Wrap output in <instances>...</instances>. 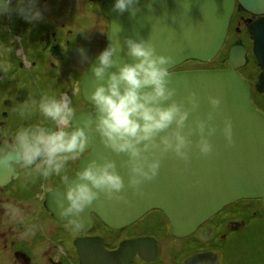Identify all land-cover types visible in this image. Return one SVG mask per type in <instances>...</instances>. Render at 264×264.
<instances>
[{
    "label": "water",
    "instance_id": "obj_1",
    "mask_svg": "<svg viewBox=\"0 0 264 264\" xmlns=\"http://www.w3.org/2000/svg\"><path fill=\"white\" fill-rule=\"evenodd\" d=\"M237 2L258 17L247 21L261 65L256 87L264 92V0L103 1L106 49L82 82L95 114L72 117L75 147L87 154L47 193L54 217L84 234L93 214L119 229L160 209L172 234L186 236L237 200L263 199L264 207V112L237 70L246 47H230L227 68L172 70L219 53ZM76 48V62L87 63L90 46ZM9 158L16 156L0 166ZM74 243L82 264H130L137 251L156 254L145 237L123 240L113 251L101 236Z\"/></svg>",
    "mask_w": 264,
    "mask_h": 264
},
{
    "label": "flooded vegetation",
    "instance_id": "obj_2",
    "mask_svg": "<svg viewBox=\"0 0 264 264\" xmlns=\"http://www.w3.org/2000/svg\"><path fill=\"white\" fill-rule=\"evenodd\" d=\"M97 1L92 2L90 12H94ZM250 18L258 17L237 2L229 32L244 36ZM27 20L22 22L29 31L43 30L37 32L32 44H38L41 57L37 59L26 50L24 59L20 55L9 69H0V161L8 154L16 156L5 162L7 166H0V264H80L72 240L85 236L103 237L109 251L116 250L123 240L150 238L156 254L142 256L137 251L130 264H216L217 260L218 264H234L236 250L229 241L233 237L237 243L248 234L260 241L254 256L264 264L263 199L239 200L244 204L239 209L244 212L236 214L238 209L226 207L181 237L172 234L171 222L160 209H152L119 229L109 227L93 214V225L84 234L74 223L61 222L46 209L47 193L72 176L87 154L75 147L72 117L85 111L94 113L95 106L82 96L81 81L99 54H95L99 46L85 39L89 38L85 34L66 28L64 22L61 26L57 21L36 22L32 15ZM80 45L91 48L90 60L85 64L77 63L72 55L73 47ZM54 47L58 48L56 54ZM224 67L226 62L204 68ZM150 215L155 216V225H162V231H145L144 223ZM201 232L204 238L199 236Z\"/></svg>",
    "mask_w": 264,
    "mask_h": 264
},
{
    "label": "rangeland",
    "instance_id": "obj_3",
    "mask_svg": "<svg viewBox=\"0 0 264 264\" xmlns=\"http://www.w3.org/2000/svg\"><path fill=\"white\" fill-rule=\"evenodd\" d=\"M103 1L104 0H98L96 2L97 4L93 6L94 12H90L89 10H91V4L94 0H0V37L6 33L7 35L13 36V40L10 44L4 43L3 41L0 42V59L2 60L0 62V69H9L10 66H12L10 64L13 63V60H18L20 55L22 59H24L26 50L33 53L37 59L41 57L38 44H32L37 37V32H42L43 30L35 28L33 31H29L21 19L22 17L24 20H27L31 15L36 22H45L46 20L57 21L58 26H61V22H64L66 28L70 27V29L80 34H85L89 37L85 38L87 40L96 41L99 46L97 47L99 52L95 54H101L106 49L109 31V18L102 13ZM232 29L235 28L232 27ZM226 43V50L211 64L190 60L178 66L176 69H200L204 67L222 66L226 61L230 46L236 43L244 44L248 48L247 62L240 69V72L244 78L253 84V100L260 109L264 110V93L259 92L255 87L258 83L261 66L258 58L253 52V37L248 30L244 33V36H237L230 31ZM18 63H20V60ZM62 99L65 100V97H62ZM248 202L249 201H245V204H248ZM231 205L233 207L230 210L238 209L235 212L236 214L244 212L243 209H239L243 207V202H239L238 200V202ZM226 207H230V205L225 206L217 214H221ZM227 211L228 210L225 212ZM155 224V216H148L144 223L145 231L148 229H150L149 231L151 232L163 230L161 224ZM248 236L249 237L246 239L239 238L240 240H238L237 243L235 238L232 237L230 239L229 243L232 245L233 249L236 250L232 256V258H235L232 263L260 264L261 258H255L254 256V250L259 248L260 241H254V236L251 234H248ZM73 240L72 243L74 244ZM117 242H119V239L115 243L117 244ZM69 244L71 245V242H69ZM59 247L63 246L60 245ZM162 261L163 259L160 262Z\"/></svg>",
    "mask_w": 264,
    "mask_h": 264
},
{
    "label": "clouds",
    "instance_id": "obj_4",
    "mask_svg": "<svg viewBox=\"0 0 264 264\" xmlns=\"http://www.w3.org/2000/svg\"><path fill=\"white\" fill-rule=\"evenodd\" d=\"M103 13V12H102ZM104 15V14H103ZM249 31V30H248ZM250 32V31H249ZM251 33V32H250ZM236 44H239V43H236ZM233 45H235V44H233ZM242 45H244V44H242ZM232 46V45H231ZM230 46V47H231ZM244 46H246V45H244ZM226 48H227V46L218 54V56H217V58L226 50ZM230 49V48H229ZM98 55H100V54H98ZM228 57H229V50H228V53H227V56H226V65H227V67L229 66L228 65V63H227V59H228ZM216 58V59H217ZM187 61H190V60H187ZM186 61V62H187ZM195 61V60H194ZM185 63V62H184ZM183 64V63H182ZM182 64H180V65H182ZM179 65V66H180ZM178 66H176V68H177ZM227 67H224V68H227ZM242 67H239L237 70L240 72V69H241ZM88 69V68H87ZM200 69H209V68H200ZM218 69V68H217ZM87 71V70H86ZM241 73V72H240ZM241 75H242V73H241ZM83 77H84V75H83ZM83 77H82V81H81V86H82V82H83ZM242 77L244 78V76L242 75ZM259 78V77H258ZM245 80H247L246 78H244ZM248 81V80H247ZM249 82V81H248ZM250 83V82H249ZM250 85L252 86L253 84L252 83H250ZM82 96H83V94H82ZM84 98V97H83ZM85 99V98H84ZM255 103V102H254ZM255 105H256V103H255ZM76 248H77V246H76ZM78 249V248H77ZM78 253H79V251H78Z\"/></svg>",
    "mask_w": 264,
    "mask_h": 264
},
{
    "label": "trees",
    "instance_id": "obj_5",
    "mask_svg": "<svg viewBox=\"0 0 264 264\" xmlns=\"http://www.w3.org/2000/svg\"><path fill=\"white\" fill-rule=\"evenodd\" d=\"M18 11H20V10H18ZM21 19H22L23 21H25L22 17H21ZM12 40H13V36L7 35V33L1 35V37H0V42L3 41L4 43H8V44H10ZM14 42L16 43L15 40H14Z\"/></svg>",
    "mask_w": 264,
    "mask_h": 264
},
{
    "label": "bare ground",
    "instance_id": "obj_6",
    "mask_svg": "<svg viewBox=\"0 0 264 264\" xmlns=\"http://www.w3.org/2000/svg\"><path fill=\"white\" fill-rule=\"evenodd\" d=\"M76 47H78V46L73 47V49H76V50H77ZM78 49H80V48H78ZM81 49L84 50V52H85V50H86L85 47H82ZM94 114H95V113H94ZM230 206H232V205H230ZM175 236H176V235H175ZM177 237H181V236H177Z\"/></svg>",
    "mask_w": 264,
    "mask_h": 264
}]
</instances>
